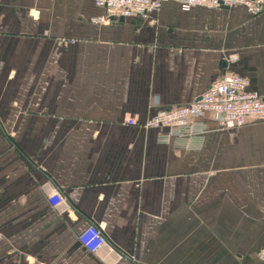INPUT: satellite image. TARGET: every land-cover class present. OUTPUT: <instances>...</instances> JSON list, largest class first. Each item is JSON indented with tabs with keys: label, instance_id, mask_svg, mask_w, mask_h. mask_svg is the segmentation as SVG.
I'll return each mask as SVG.
<instances>
[{
	"label": "crops",
	"instance_id": "crops-1",
	"mask_svg": "<svg viewBox=\"0 0 264 264\" xmlns=\"http://www.w3.org/2000/svg\"><path fill=\"white\" fill-rule=\"evenodd\" d=\"M102 14L0 0V264H260L264 121L205 115L184 138L138 125L199 100L230 56L264 97V9ZM90 225L96 253L77 241Z\"/></svg>",
	"mask_w": 264,
	"mask_h": 264
},
{
	"label": "built area",
	"instance_id": "built-area-1",
	"mask_svg": "<svg viewBox=\"0 0 264 264\" xmlns=\"http://www.w3.org/2000/svg\"><path fill=\"white\" fill-rule=\"evenodd\" d=\"M103 11L94 18L95 24H109L111 18L145 19L156 13L165 2L176 3L181 11L193 8L222 9L244 7L251 16L259 15L264 9V0H91ZM230 56L227 63L234 62ZM227 64L221 76L215 79L200 95L199 100L188 105H179L161 110L138 125L129 119L127 125L143 129H164L167 137H191L204 132L197 129L199 118L210 115L219 130H237L250 120L264 121V97L249 90V81L236 74ZM77 241L90 253H96L107 240L102 230L90 225L78 236ZM260 264H264V248L258 252ZM129 264H134L133 262Z\"/></svg>",
	"mask_w": 264,
	"mask_h": 264
},
{
	"label": "water",
	"instance_id": "water-1",
	"mask_svg": "<svg viewBox=\"0 0 264 264\" xmlns=\"http://www.w3.org/2000/svg\"><path fill=\"white\" fill-rule=\"evenodd\" d=\"M111 20H114V21L116 20L117 22L122 23L124 21V18L119 17V18L116 19V18L112 17ZM226 66H227V62L225 60H222L221 63H220L219 68H220V70H223V69L226 68Z\"/></svg>",
	"mask_w": 264,
	"mask_h": 264
}]
</instances>
